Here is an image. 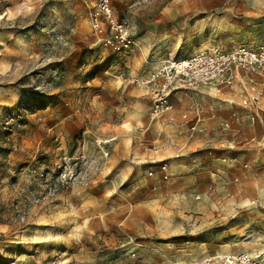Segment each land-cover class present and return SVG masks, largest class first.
<instances>
[{"label": "rangeland", "instance_id": "1", "mask_svg": "<svg viewBox=\"0 0 264 264\" xmlns=\"http://www.w3.org/2000/svg\"><path fill=\"white\" fill-rule=\"evenodd\" d=\"M97 2L0 0V84L22 92L0 117V264H225L222 257L264 255V72L224 86L215 145L171 163L167 181L155 164H115L120 150L96 132L106 115L99 123L84 115L69 139L41 141L32 116L69 92L87 111L91 95L106 107L113 72L110 48L92 32ZM152 3L114 0L113 10L132 32L165 9L172 19L164 25L182 44L177 58L214 47L264 50V0H158L149 10ZM15 57L11 76L5 61ZM34 133L39 152L10 157ZM136 134L123 141L134 161L146 153Z\"/></svg>", "mask_w": 264, "mask_h": 264}, {"label": "crops", "instance_id": "2", "mask_svg": "<svg viewBox=\"0 0 264 264\" xmlns=\"http://www.w3.org/2000/svg\"><path fill=\"white\" fill-rule=\"evenodd\" d=\"M156 2L158 0L153 1L154 4L152 3L153 6L149 10H154ZM144 16L146 17L144 24L132 30L133 38L140 46L135 53L116 52L110 49L109 63L113 74L106 80L105 89L108 96L106 107H100L99 96L91 95V108L87 111L82 107L81 94L72 91L69 92L73 94L72 98L70 95L65 96L58 108L38 111L32 116V121L42 131L41 141L50 143V139L55 137L62 140L74 137L84 127L86 122L84 115L89 116L90 123H99V117L106 115V120L96 128V132L106 131L109 137L107 144H114L115 149L120 150L115 164L127 165L132 162L131 158L135 164H152L155 159L169 161L168 174L171 177L173 175L171 163L191 161L194 149L204 145H215L214 134L224 128V122L221 123L223 119L220 102L225 99L220 94L225 87L209 86L194 91L175 92L171 96L173 111L151 121L149 115L153 99L149 90L142 86V82L150 79L168 59L182 56L177 53L182 44L178 37L173 38L177 36V33L174 35L173 28L164 25L168 17L172 19L171 14L165 12V9ZM4 61L1 60V63ZM5 63L9 65L11 76L18 72L16 57ZM241 74L243 72L237 73L234 84H237ZM68 80L77 82V78ZM92 82L95 80L92 79ZM21 96L22 92L17 83L0 84V117L6 108L17 106ZM28 126L25 124L24 129ZM193 127L198 130L194 136ZM89 131L94 132L93 129ZM135 133H138L136 134L138 139L144 142L146 150L145 156L138 155V159H135L137 161H134L136 156H132L131 147L123 142L128 135L135 137ZM35 135L36 133L32 140L21 137L23 140L20 145L13 146V150L9 148L10 157L14 155L19 159L18 153L23 151L28 153L33 151L34 155L37 154L40 145ZM10 138L14 140L15 135L10 134L5 139L7 141ZM117 140L120 142L115 144Z\"/></svg>", "mask_w": 264, "mask_h": 264}, {"label": "built area", "instance_id": "3", "mask_svg": "<svg viewBox=\"0 0 264 264\" xmlns=\"http://www.w3.org/2000/svg\"><path fill=\"white\" fill-rule=\"evenodd\" d=\"M114 0H98L91 10L92 32L96 39L116 52L135 53L139 48L126 23L119 22L113 10ZM148 6L152 0H139ZM257 75L264 72V50L241 47L236 50H221L217 47L200 52L189 58H170L153 76L142 82L149 90L153 106L149 118L155 121L173 111L171 96L178 91H194L209 86H232L237 73ZM11 120H13L11 118ZM193 136L198 130L192 128ZM160 167L162 179L167 181L166 161L153 160ZM150 176L154 173L150 172ZM225 264H264L263 254H242L221 258ZM210 262V261H209Z\"/></svg>", "mask_w": 264, "mask_h": 264}, {"label": "trees", "instance_id": "4", "mask_svg": "<svg viewBox=\"0 0 264 264\" xmlns=\"http://www.w3.org/2000/svg\"><path fill=\"white\" fill-rule=\"evenodd\" d=\"M24 124H25V123L22 122V125H24ZM0 126H1V128H0V131H1L2 128H4V127H3L2 125H0ZM8 135H9V134H7L6 136H8ZM4 136H5V135H4ZM6 136H5V137H6ZM1 138H2V136H1V133H0V139H1ZM0 149H4V148L0 146ZM4 150H5V149H4Z\"/></svg>", "mask_w": 264, "mask_h": 264}]
</instances>
